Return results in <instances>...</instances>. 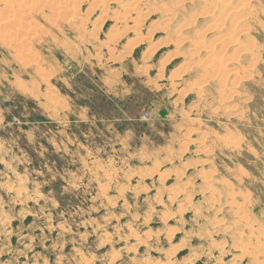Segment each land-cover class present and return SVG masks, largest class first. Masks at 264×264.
<instances>
[{"label":"rangeland","instance_id":"rangeland-1","mask_svg":"<svg viewBox=\"0 0 264 264\" xmlns=\"http://www.w3.org/2000/svg\"><path fill=\"white\" fill-rule=\"evenodd\" d=\"M213 1L0 0V264H264V0Z\"/></svg>","mask_w":264,"mask_h":264},{"label":"bare ground","instance_id":"bare-ground-1","mask_svg":"<svg viewBox=\"0 0 264 264\" xmlns=\"http://www.w3.org/2000/svg\"><path fill=\"white\" fill-rule=\"evenodd\" d=\"M17 1H18V0H16V2H17ZM215 1H216V0H215ZM215 1H213V2H215ZM224 1H225V0H224ZM230 1L232 2V0H230ZM220 2H222V1H220ZM226 2H227V0H226ZM217 3H218V2H217ZM234 3L239 4V3H240V0H239V3H238L237 1L234 2ZM228 4H229V3H228ZM228 4H227V5H228ZM230 4H231V3H230ZM237 4H236V6H237ZM221 5H222V4H221ZM225 5H226V4H225ZM234 5H235V4H234ZM240 5H241V4H240ZM244 5H245V4H244ZM246 6H247V5H246ZM246 6H242V7L244 8V7H246ZM214 7H215V6H214ZM221 7H222V6H221ZM242 7H241V8H242ZM127 8H128V7H127ZM127 8H126V9H127ZM153 8H154V7H153ZM231 8H232V7H231ZM231 8H230V9H231ZM235 8H237V7H235ZM235 8H234V6H233V9H231V10L228 8V9L230 10L229 15L231 16L232 19H233V17H234V18H235V17H238V18L241 17V16L239 15V14H241L240 12H239V14H238V16H237V12H238L239 8H238V9H235ZM246 8H247V7H246ZM246 8H245V9H246ZM130 9H131V8H130ZM130 9H129V10H130ZM154 9H155V8H154ZM216 9H217V7H216ZM221 9H222V8H221ZM226 9H227V8H226ZM226 9L224 8V10H226ZM218 10H220V7H219V9H217V11H218ZM229 10H226V12L229 11ZM242 10H243V9H242ZM246 10H247V9H246ZM131 11H132V10H131ZM126 12H127V11H126ZM148 12H149V11H148ZM222 12H223V11H222ZM242 12H243V11H242ZM136 13H139V12H136ZM210 13H211V12H210ZM219 13H221V12H219ZM223 13L225 14V12H223ZM223 13L220 14V16H219L220 18L218 17V18L220 19V21H221V18L224 17V14H223ZM125 14H126V15H125L124 18L122 19V20H123V25H124V24H131V23H134V24H135V23H136L135 20H136L137 17L139 16L138 14H137L138 16H137L136 18H134V17H130L129 14H127V13H125ZM130 14H131V13H130ZM147 14H148V13H147ZM212 14H213V13H212ZM212 14H210V15L207 16L209 20L211 19V17H213ZM214 14H215V13H214ZM216 14H217V12H216ZM241 15L243 16V14H241ZM214 16H215V15H214ZM151 17H152V14L149 13V14H148V18H151ZM216 18H217V15H216ZM216 18H214V20H216ZM223 19H224V18H223ZM138 20H139V19H138ZM217 21H218V19H217ZM139 22H140V21H139ZM208 22H210V21H208ZM211 23H212V22H211ZM211 23H210L209 26H211ZM215 23H216V22H215ZM216 24H217L216 27H213V28L211 27L212 29L210 30V33H211L210 35H212V37H214V39L216 38V40H217V39H219V36H220L219 34H221L220 32H221V30H222V28H223V27H221V25L224 24V22H223V23H222V22H221V23L219 22V23H216ZM219 24H221V25H219ZM212 25H213V23H212ZM132 26H133V25H132ZM135 26H136V25H135ZM222 26H223V25H222ZM202 29H203V28H202ZM237 32H238V31H233V33H237ZM154 34H155V33H154ZM229 35H230V34H229ZM233 35H234V34H233ZM210 37H211V36H210ZM233 38H234V37H233ZM240 38H241V37H239V38L236 37V39H235V40L233 39V40H234L237 44L240 45V48H241V47L243 48V46H241V43H240V41L242 42V40H241ZM221 40H223L224 42H228L229 38H228V39L223 38V39H221ZM242 43H243V42H242ZM243 44H244V43H243ZM234 45H235V44H234ZM147 47H148V49H149V48H151V45H149V46H147ZM238 47H239V46H238ZM222 64H224V67H225V63H222ZM228 64H229V63H227V65H228ZM230 66H231V65H230ZM230 90H231V89H230ZM132 180H133V178H131V177H130V178H127V183L131 182ZM127 185H128V184H127ZM20 194H21V192H20ZM247 222H248V221H247ZM245 223H246V222H245ZM246 224H247V223H246ZM245 226H246V225H245ZM248 226H249V225H248ZM250 226H251V225H250Z\"/></svg>","mask_w":264,"mask_h":264},{"label":"crops","instance_id":"crops-1","mask_svg":"<svg viewBox=\"0 0 264 264\" xmlns=\"http://www.w3.org/2000/svg\"><path fill=\"white\" fill-rule=\"evenodd\" d=\"M127 27H129V26H127ZM4 259H5V256L2 255L0 261L2 262Z\"/></svg>","mask_w":264,"mask_h":264}]
</instances>
